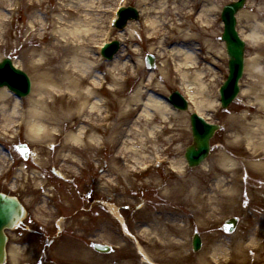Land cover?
Returning <instances> with one entry per match:
<instances>
[{
    "label": "bare ground",
    "instance_id": "6f19581e",
    "mask_svg": "<svg viewBox=\"0 0 264 264\" xmlns=\"http://www.w3.org/2000/svg\"><path fill=\"white\" fill-rule=\"evenodd\" d=\"M149 1L153 3L155 0ZM219 1L167 0L168 5L166 3L161 6L159 11L154 7L147 9V18L158 15L163 19L154 20L148 25L146 23L141 41L156 45V48L151 47V52L156 51V59H164V64L159 66L132 97L119 102L121 113L118 115H115L114 107L117 106V98L124 96L126 90L122 89L117 75H123L127 67L110 68L105 76H97L94 73L102 72L105 63L93 66L89 57L83 55L78 56L84 59L82 63L77 60L68 61V48L52 43L54 51L48 62H28L29 68L35 73V78H32L33 91L25 99L29 110L22 112L21 99L7 87L0 88V137L6 139L13 130L14 122L24 121L28 147L29 143H49L50 152L57 150L54 164L59 165V168L54 173L63 177L65 170L73 171L96 160L88 158L85 162L84 156L96 144L98 148H102L103 137L99 136L102 133L107 136L104 143H109L112 147L122 145L114 161L118 165L116 170H122L123 177L128 181L130 170L124 169L131 167L129 163L134 164L142 159L144 162L141 165L145 166L151 161V157L141 156L132 161L131 150L135 149L129 146L127 138L144 133L148 139L146 145L159 142L166 132L177 130L178 125L174 124L168 129L166 126L159 127L157 123L166 125L172 120L175 122L179 119L178 114L183 113L181 110L176 112L168 102L150 94L158 89L157 81L181 82L185 96L190 101L187 112H195L207 121L211 122L212 112L220 108L219 100L210 99L209 88L204 82L212 76L209 70L213 60L223 58L226 53L224 43L218 41L221 13ZM172 4L177 6L173 7ZM248 5L252 6L250 1ZM70 12L73 15L74 11L68 13ZM168 14H172L174 19L166 21L165 16ZM242 14L248 19L245 11L242 10L239 16ZM146 33L148 37L145 38ZM3 36L7 37L6 31H3ZM243 37L251 44L255 42L253 32ZM35 41L36 38L33 37L29 43ZM172 45L175 47L169 49ZM246 61L248 80L246 85L243 84L237 99L244 110L230 116L232 125L224 141L217 146L218 152L198 168L202 176L190 179L185 177L188 168L184 157L172 164V169L179 178L169 198L164 201L165 205L161 207V211L169 215L167 222L156 217L157 214L147 215L144 208L140 210L144 218L142 227L138 229L140 237H136L127 228L118 208L111 206L114 215L124 224L126 235L135 239L136 251L143 258L144 264H264V49H259L255 57H247ZM14 62L17 67L22 68L18 61ZM44 67L47 72L39 74L38 71ZM198 69L202 71L198 72ZM195 73L193 88L190 81ZM104 94L108 99H101ZM146 97L148 99L145 102ZM67 130L70 132L64 137V141L56 143L60 138L63 139ZM181 136L173 134L166 140L168 146L155 149V153L161 150L167 155L170 150L173 153V144ZM157 159L156 157L155 160ZM51 161L50 159L49 163ZM44 166L48 167V164ZM33 178L37 190H40L43 184L36 176ZM70 197L64 193L65 199L69 200ZM56 199L57 195L50 190L45 193L41 214L52 215L49 200ZM184 200L189 202L186 204L191 208V214L202 217L212 228L218 224L222 214L242 213L241 211L244 212V218L253 224L244 226L229 246L223 244L210 247L200 251L197 259L193 258V254L187 252L179 238L180 234L186 232V227L178 224L175 211ZM244 204L246 206L242 207ZM121 250L127 251L126 247ZM21 251L17 246L9 247L13 264L18 263ZM129 252L133 255L132 250ZM225 253V259L218 257ZM136 262L134 258L127 264Z\"/></svg>",
    "mask_w": 264,
    "mask_h": 264
},
{
    "label": "rangeland",
    "instance_id": "374dc122",
    "mask_svg": "<svg viewBox=\"0 0 264 264\" xmlns=\"http://www.w3.org/2000/svg\"><path fill=\"white\" fill-rule=\"evenodd\" d=\"M0 1V60L7 57L13 58L31 78H35V73L29 68L28 62H48L54 51V48L51 47L52 43H58L68 48L66 51L68 61L77 60L82 63L84 59L78 56L83 55L89 57L93 66H97V62H100L98 56L102 43L105 40H119L121 48L115 57L112 60L104 61L102 72L94 73L97 76H105L110 68L127 67L123 75L117 73V79L121 81L122 89L126 90V94L117 98V106L114 107L115 115L121 113L120 103L132 97L146 84L145 81L151 78L159 66L164 64V59L157 58L154 69L147 67L145 62L147 54L157 57L156 51L151 52V47L156 48V45H151L141 39L146 23L148 25L154 20L163 19L158 15L147 18L145 15L147 9L154 7L156 11H159L166 3L168 5L167 0H155L153 3L149 0H127V5L135 6L142 14L139 21L129 22L124 30H117L110 26V18L113 16L119 0ZM233 1L237 0H220L221 13L223 7ZM249 1L252 6L247 3L243 10L247 13L248 19L243 14L238 15V29L242 37L251 32L255 36L253 44L246 40V57L250 59L257 55L259 49H264V0ZM172 6L175 7L177 4H172ZM71 10L74 11L73 15L71 12L68 13ZM221 13L218 23L219 43L223 42L224 30ZM165 17L166 21L174 19L172 14ZM3 31L7 32L6 38L3 36ZM132 31L133 35H131ZM146 36L147 33L144 34L145 38ZM33 37L36 38V41L29 43ZM173 47L175 45L169 49ZM224 50L226 51L225 43ZM228 62L229 57L225 53L223 58L213 60L210 65L209 71L212 76L204 82L209 88L212 101L220 100L219 89L229 74ZM46 69L44 67L38 73L47 72ZM201 71L202 69H198V72ZM195 75L196 73L193 74L190 81L193 88H195ZM247 80L245 69L241 80V89L243 84H247ZM156 83L158 89L155 93L151 92L150 94H154L163 102H167L168 96L176 90L185 96L181 82L164 83L163 80H159ZM106 85L109 86V84ZM148 97L145 98V102ZM25 99H21L22 112L30 109ZM101 99L106 100L108 97L104 94ZM237 99L228 109H223L220 105L218 111L211 114V122L221 125L222 128L212 140L210 156L218 152L217 146L224 141L228 134L232 125L230 116L237 115L244 110ZM178 115L179 119L175 122L172 120L166 125L161 122L157 123L159 127L166 126L168 129L174 124L178 125L177 130L166 132L159 142L146 145L148 139L144 133L134 134L127 138L130 141L129 146L135 149V151L131 150L133 152L132 161H136L141 156L151 157V161L145 164L147 168H141L143 167L141 164L144 162L142 159L134 164L129 163L131 167L124 169V171L130 170L128 181L126 177H123L122 170H116L118 165L114 161V157L122 145L112 147L109 143H104L107 140V136L104 134L99 133V136L103 137L102 148H98L96 144L95 148L90 149L84 156L85 162L88 158L96 160L73 171L65 170L63 178L54 173V170L59 168V165L54 164L57 150L50 152L47 142L29 143L31 154L27 160L22 158L15 146L27 142V128L25 123L20 120L14 122L13 130L9 136L6 139L0 137V191L17 196L28 210V215L22 224L18 228L8 231L9 247L17 246L22 249L17 264H127L134 258L137 260L135 264H144L143 258L136 251L135 239L126 235L124 224L114 215L111 206L118 208L127 228L136 237H140L138 229L142 227L144 219L140 210L142 211L144 208L147 210V215L155 216L157 214L156 217L167 222L169 215L162 212L161 207L165 205L164 201L169 198V194L179 178L173 171L172 164L184 157L186 148L193 142L190 124L191 113L180 112ZM142 130L143 128L139 132ZM69 132L65 131L63 139L60 138L56 143L64 141V137ZM176 133L182 136L175 140L173 153L171 150L169 155L162 150L155 153L157 148H166L168 146L166 140ZM155 156L163 161L162 165L156 163ZM50 159L51 163H49ZM45 164H48V167L44 166ZM187 168L185 176L187 179L202 176L199 167L189 168L187 166ZM33 176H36L38 181L43 184L40 190H37ZM49 190L57 195L56 200H49V208L53 214H41L43 212L42 198L45 197V193H49ZM64 193L71 196L69 200L64 198ZM242 198L244 199V197ZM182 203L175 212L178 224L181 227L185 226L186 232L180 234L179 238L187 252L192 253L193 258L196 259L200 252H194L192 247L195 231H198L203 238L202 252L214 246L218 247L223 244L229 246L244 226L253 224L244 218L242 214L244 212L241 211L242 213L222 214L218 224L212 228L204 222L202 217L191 214V208H188L186 204L189 202L184 200ZM245 206L244 204L242 207ZM233 217L239 218V226L235 233L227 234L223 229V224ZM93 243L111 245L113 251L109 254L98 253L93 249ZM123 247H126L127 251H122ZM130 250L133 255L130 254ZM218 257L225 259L226 253L219 254ZM6 264H13L11 258Z\"/></svg>",
    "mask_w": 264,
    "mask_h": 264
},
{
    "label": "water",
    "instance_id": "95a60500",
    "mask_svg": "<svg viewBox=\"0 0 264 264\" xmlns=\"http://www.w3.org/2000/svg\"><path fill=\"white\" fill-rule=\"evenodd\" d=\"M246 0H239L224 7L222 19L225 23L223 40L226 42L227 52L230 57L228 80L221 88V102L224 108H228L235 100L240 92V80L244 74L245 68V49L246 43L240 37L236 29L237 13L244 7ZM140 18L139 11L134 7H128L121 11L120 19L117 22L119 29H124L129 20H138ZM120 47L119 41L109 45L104 54L108 59H112L113 55ZM149 67H154L155 58L151 55L147 57ZM7 86L12 92L19 97H26L31 93L32 82L29 75L20 68H17L11 58H5L0 62V87ZM170 101L181 110L189 109V102L178 91L174 92L170 97ZM191 124L194 143L187 148L185 157L190 167L200 165L209 155L211 149V139L220 129L219 125L211 124L197 113L191 115ZM18 151L25 159L28 158V148L26 145L17 147ZM26 210L16 197H11L0 193V264L6 262L7 251L6 245L8 237L5 234L6 228H14L25 217ZM238 220L232 219L227 222L225 230L233 232L237 226ZM202 241L198 234L194 238L195 250L201 248ZM94 247L101 252L108 253L111 251L110 246L95 244Z\"/></svg>",
    "mask_w": 264,
    "mask_h": 264
}]
</instances>
